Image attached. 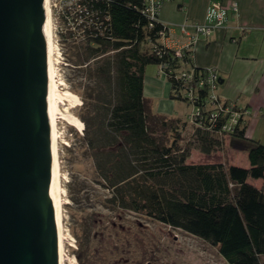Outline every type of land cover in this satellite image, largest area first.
<instances>
[{
	"label": "trees",
	"instance_id": "trees-1",
	"mask_svg": "<svg viewBox=\"0 0 264 264\" xmlns=\"http://www.w3.org/2000/svg\"><path fill=\"white\" fill-rule=\"evenodd\" d=\"M146 6L147 0H78L63 15L81 37L72 63L85 77L80 117L98 183L108 190L101 204L216 245L228 264H264V191L248 182L264 177V143L247 136L245 113L225 128L233 102L209 99V85L200 84L205 68L160 41L168 28ZM149 64L162 67L172 98L200 110L195 120L151 111L144 96ZM182 71H193L187 83ZM227 145L247 152L250 166L190 161L194 148L210 155Z\"/></svg>",
	"mask_w": 264,
	"mask_h": 264
},
{
	"label": "rangeland",
	"instance_id": "rangeland-1",
	"mask_svg": "<svg viewBox=\"0 0 264 264\" xmlns=\"http://www.w3.org/2000/svg\"><path fill=\"white\" fill-rule=\"evenodd\" d=\"M73 1L49 0L53 23L52 63L59 93L56 132L64 264H228L216 245L139 213L110 210L101 204L108 190L98 183L80 117L85 77L81 68L72 63L77 57L74 48L81 37L76 25L63 16ZM148 68L146 74L151 76L162 72L156 64H149ZM151 93L148 98L152 112L190 120L192 107L187 102L172 98L171 92L154 96L156 91L152 88ZM246 114L248 117L249 113ZM261 117L259 123L251 125L250 136L264 143V112ZM190 133L189 127L182 134L184 145ZM190 161L250 166L247 152L229 145L210 155L194 148ZM248 182L264 191V177L248 178Z\"/></svg>",
	"mask_w": 264,
	"mask_h": 264
},
{
	"label": "water",
	"instance_id": "water-1",
	"mask_svg": "<svg viewBox=\"0 0 264 264\" xmlns=\"http://www.w3.org/2000/svg\"><path fill=\"white\" fill-rule=\"evenodd\" d=\"M47 19L46 0H0V264H61Z\"/></svg>",
	"mask_w": 264,
	"mask_h": 264
},
{
	"label": "crops",
	"instance_id": "crops-1",
	"mask_svg": "<svg viewBox=\"0 0 264 264\" xmlns=\"http://www.w3.org/2000/svg\"><path fill=\"white\" fill-rule=\"evenodd\" d=\"M233 1L238 2V10L229 11L224 24L215 27L210 36L202 37L192 48V56L196 67L217 69L222 80L217 92L223 100L247 110V136L251 138V125L259 123L264 112V0L166 1L159 11V19L168 31L160 41L172 47L186 44L188 38L181 29L183 24L192 29L194 24L206 20L213 2L230 5ZM148 67L144 96L149 102L152 88L156 91L154 96H165L171 92V85L159 65L163 74L156 76L146 74Z\"/></svg>",
	"mask_w": 264,
	"mask_h": 264
},
{
	"label": "built area",
	"instance_id": "built-area-1",
	"mask_svg": "<svg viewBox=\"0 0 264 264\" xmlns=\"http://www.w3.org/2000/svg\"><path fill=\"white\" fill-rule=\"evenodd\" d=\"M77 1L78 0H74L73 4ZM166 1L169 0H147L146 13L151 19L159 20V11ZM238 6L239 5L237 1L231 2L230 5H223L221 2H213L208 8L206 20L203 23L194 24L192 29H189L186 24H183L181 26V29L187 36L188 42L186 44H179L178 46L174 47L176 49V54L182 57L185 55V52H189L188 55L190 56V59L193 60L192 48L194 47V45L202 37L210 36L215 27L224 24L227 19L228 12H236L238 10ZM168 46L172 47L170 45ZM188 64H190V61ZM160 68L161 70H163L162 67ZM205 70V77L200 80V84H208L210 88L209 99L214 103L218 102V100L222 99L217 92L220 82V76L217 72V69L213 66L206 67ZM181 76L185 78L187 83V81L193 77V71H182ZM185 92L191 100L192 98L196 97L195 86L193 85H190L189 89H187ZM235 105V103H232V107L228 108L229 110L231 109V117L230 123L225 127L227 128V130L232 129L233 125L238 122L243 113H245V115L247 113V110H243L242 108L239 109L237 106L234 107ZM191 107L192 112L190 115V120L192 121L195 120L194 115H198L200 113V110L196 109L194 104H191Z\"/></svg>",
	"mask_w": 264,
	"mask_h": 264
},
{
	"label": "bare ground",
	"instance_id": "bare-ground-1",
	"mask_svg": "<svg viewBox=\"0 0 264 264\" xmlns=\"http://www.w3.org/2000/svg\"><path fill=\"white\" fill-rule=\"evenodd\" d=\"M46 7H47V23L45 27L46 31V39L48 43V56H49V72H50V113H51V128H52V142H53V155H54V183H55V196H56V209H57V221H58V228L60 234V260L61 264L65 263V251L63 249V231H62V202H61V195H60V161L58 155V148H57V132H56V123L57 117L56 114L58 112V91L57 86L55 83V70L52 63V56L54 52L53 47V23H52V16H51V9L49 0H46Z\"/></svg>",
	"mask_w": 264,
	"mask_h": 264
}]
</instances>
